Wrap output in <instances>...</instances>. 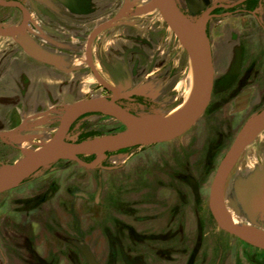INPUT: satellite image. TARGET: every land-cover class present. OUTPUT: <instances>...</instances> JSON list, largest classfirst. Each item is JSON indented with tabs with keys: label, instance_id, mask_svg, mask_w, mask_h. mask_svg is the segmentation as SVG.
Wrapping results in <instances>:
<instances>
[{
	"label": "flooded vegetation",
	"instance_id": "1",
	"mask_svg": "<svg viewBox=\"0 0 264 264\" xmlns=\"http://www.w3.org/2000/svg\"><path fill=\"white\" fill-rule=\"evenodd\" d=\"M175 1L188 16H191L193 6L196 10L194 18L208 17L206 33L215 74L211 100L201 118L212 106L214 115L210 120L215 119L213 124L218 128L214 135L220 142L227 139L234 141L235 132L239 134L247 121L242 114L250 105V96L240 87L247 86L251 78L258 76L251 75L257 56L248 65L247 57L253 51L249 52L245 41L259 37L260 95L256 102L259 107L254 105L258 108L255 107L253 113L264 109V0ZM148 8L142 0H0V29L7 33L0 34V168L10 164L17 153L21 156L13 160V164L23 157V150L30 149V144L36 146L41 134L49 135L44 137L48 142L56 136L61 123L58 128H53L54 116L61 102L72 106L66 101L68 96L79 102L74 94L66 93V89H103L106 93L95 99L114 100L135 116L158 114L176 101L175 89L181 85L185 70L179 60L170 59L168 23L157 15L153 22L154 14ZM233 19L237 31L226 27L228 41L224 48L217 46L226 62L222 70L226 79L217 91L216 45L213 40L216 33L214 35L212 30L217 22ZM171 40L184 54L185 49ZM174 61H177L176 64ZM169 89H173L171 93H168ZM239 104L244 108L235 109L236 105L239 108ZM229 106H232L229 109L230 118L227 113ZM81 116L86 119L98 116L123 126L116 118L104 113ZM80 119L69 125L68 137L78 136V142H83L106 136L96 129L90 134L80 129L74 131ZM234 123L238 125L234 127ZM210 128V124H204L203 133ZM162 144L165 143L109 152L94 168L74 161H60L74 163L78 169L95 175L93 178L97 187L93 200L84 183L88 178L81 175L80 170L71 171L68 167H52L49 171L43 168L19 187L1 193L0 264H89L83 251L85 248L98 264L92 245L83 237L82 225L79 236L73 237L72 221H83L88 216L87 205L92 201L95 206L102 205V196H107L103 187L107 183L110 185L112 178V203L116 218L113 250L121 253V237L125 238L126 233L130 242H140L142 232L137 233L134 225L121 221L122 213L129 209L124 211L123 205L131 204L125 201L126 193H122L121 185L132 184L130 180L135 177L129 173V181L126 182L125 178L121 182L120 173L126 167L112 164L111 158L128 152L133 155L145 147ZM261 152L262 160L264 146ZM80 159L90 164L97 158L81 156ZM105 174H112V177L105 178ZM230 176L226 183L225 201L230 190V187L227 190ZM195 187L199 193L201 185L198 183ZM75 209L79 211L80 219ZM258 211L264 212L262 209ZM77 243L81 247H76Z\"/></svg>",
	"mask_w": 264,
	"mask_h": 264
},
{
	"label": "rangeland",
	"instance_id": "2",
	"mask_svg": "<svg viewBox=\"0 0 264 264\" xmlns=\"http://www.w3.org/2000/svg\"><path fill=\"white\" fill-rule=\"evenodd\" d=\"M142 1L148 4V10L154 14L153 22H155L157 16L163 18L154 0ZM202 1L205 2L206 0ZM216 25V27L213 26L212 32L213 34L216 33L213 40L216 45L217 72L215 82L218 85V91L226 79L222 76V70L225 68L226 62L223 61V57L220 55L221 51L217 50V46L224 48L228 41L226 27H232V31L237 30L235 29L236 21L234 19L222 23L217 22ZM168 29L171 35L168 40L170 59L179 60L181 67L185 70L184 79L178 89H175L177 90L176 101L169 105L167 109L158 112V114H152L153 116L180 114L188 105L194 93V89L190 92L187 89L188 77L194 69L188 52L169 26ZM170 37L179 47L185 49V55L177 46L173 45ZM245 44H248L249 52L253 51L255 53H249L247 57L248 65L257 56L256 67L253 68L251 75H258L251 78L247 86L244 84L240 87V89H245L248 97L250 96L248 110L242 114L244 120H248L252 115L258 113L253 112L259 107L256 102L259 101L260 95V37L248 39ZM176 62L174 61L175 64ZM172 90L169 89L168 93H171ZM65 92L74 94L79 101L88 98L95 99L106 93L103 89L100 91L66 89ZM236 106L235 109L244 108V105L239 104V108ZM68 107L64 102H61L59 109L57 108L55 112L54 119L56 120L53 128L59 127L63 113ZM230 108L232 106L228 107V114ZM211 111L212 106L204 117L200 118L194 128L175 141L145 147L136 151L133 155L128 152L119 157L111 158L112 164L125 165L126 167V170L120 173L121 182H124L125 178H127L126 182L129 181V173L132 174L130 176L135 177L130 180L132 184L121 185L122 193H126L124 194L125 201L131 203L129 205L124 204L125 206L122 204L124 211L129 209L127 212L122 213L121 221L134 225L137 233L142 232V237L139 240L140 242L132 243L128 240L129 236L126 233L125 238L121 237V253L114 252L113 229L116 218L112 203L114 192V178H112L110 185L107 183L106 187H103L107 191V196H102V205L95 206L94 201H92L87 205L88 216H85L83 221H72L73 237H76L75 235L79 236L83 229V237L92 245L98 264H264V250L255 248L236 236L223 231L211 214L209 199L212 182L225 153L229 151V147L231 148L235 141L230 139L222 142L218 141L214 135L218 129L213 124L215 119L210 120L214 115ZM230 117L229 114L228 118ZM79 118L81 119L77 122V126L75 125L74 131L80 129L90 134L93 129H96L99 134L108 135L122 132L125 129V127L118 126L113 121L98 116L87 119L84 116H79L72 121L71 125L75 124ZM207 123L212 128L203 133L204 124ZM237 125L234 123V127ZM237 134L235 132L234 139H236ZM41 135L36 141V146L30 144V149L35 147V150H38L48 142L44 137H49V135ZM263 146L264 131L245 150L237 168L231 173L227 186V190L229 187L230 190L226 194L225 201V212L229 219L246 228L252 227L259 230H264V212L255 211L253 220L249 217L244 204L243 189L252 178L261 176L264 159L261 160L260 158ZM17 154L13 160L21 156ZM13 160L6 165H12ZM49 167L45 171H49L52 167H68L71 171L80 170L78 172L88 178L84 180V183L88 187L89 194H92V200L95 198L94 192L97 187V181H94L93 178L95 175H91L89 171L78 169L76 164L70 162H57ZM105 175V178L112 177V174ZM237 179L238 181H236ZM198 183L201 185V190L196 194L193 189ZM239 185L242 187H239ZM231 201H233V204ZM78 212L75 209V213L80 219L81 216ZM130 240L133 241V238ZM76 247L81 246L77 243ZM135 258L137 260H134Z\"/></svg>",
	"mask_w": 264,
	"mask_h": 264
},
{
	"label": "water",
	"instance_id": "3",
	"mask_svg": "<svg viewBox=\"0 0 264 264\" xmlns=\"http://www.w3.org/2000/svg\"><path fill=\"white\" fill-rule=\"evenodd\" d=\"M163 19L177 35L188 52L195 70V87L188 105L178 115L135 116L118 106L115 101L87 99L71 103L61 120L56 136L38 150L26 149L24 155L12 165H4L0 170V194L19 187L35 176L41 169L63 160L79 163L87 168L98 166L109 152L137 146H150L166 143L186 134L205 113L211 100L214 87V64L209 38L206 33L208 17L194 18L196 10L192 6L191 16L180 10L175 0H154ZM1 35L6 31L0 29ZM88 113H104L116 118L125 127L117 134L106 135L83 142L78 136L68 137L67 130L72 121ZM264 131V109L252 115L237 135L231 148L222 160L212 182L209 208L217 225L225 232L243 242L264 250V230L242 228L226 215L225 188L227 180L254 139ZM96 156L94 163H86L80 157ZM198 193V188L194 187ZM243 199L250 218L258 209L264 211V161L259 178L254 177L243 189ZM253 220V219H252ZM89 264H97L88 249L83 250Z\"/></svg>",
	"mask_w": 264,
	"mask_h": 264
},
{
	"label": "bare ground",
	"instance_id": "4",
	"mask_svg": "<svg viewBox=\"0 0 264 264\" xmlns=\"http://www.w3.org/2000/svg\"><path fill=\"white\" fill-rule=\"evenodd\" d=\"M193 65V64H192ZM194 67V66H193ZM195 87V70L193 69V72L189 75L188 77V87L187 89L189 90V92L194 89ZM231 220V219H230ZM234 222V221H233ZM235 224H237L238 226L242 227V228H246L244 226H242L241 224H238L236 222H234Z\"/></svg>",
	"mask_w": 264,
	"mask_h": 264
}]
</instances>
